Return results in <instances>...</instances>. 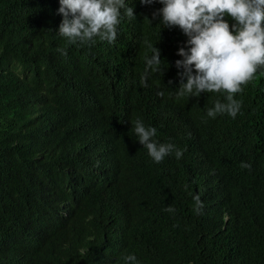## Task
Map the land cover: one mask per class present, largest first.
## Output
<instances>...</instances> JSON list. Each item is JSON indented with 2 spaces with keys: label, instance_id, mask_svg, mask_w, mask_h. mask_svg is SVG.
Instances as JSON below:
<instances>
[{
  "label": "trees",
  "instance_id": "1",
  "mask_svg": "<svg viewBox=\"0 0 264 264\" xmlns=\"http://www.w3.org/2000/svg\"><path fill=\"white\" fill-rule=\"evenodd\" d=\"M129 3L115 42L80 44L59 0H0V264H264V66L207 117L223 91L177 95L186 35ZM137 118L182 157L154 162Z\"/></svg>",
  "mask_w": 264,
  "mask_h": 264
},
{
  "label": "clouds",
  "instance_id": "2",
  "mask_svg": "<svg viewBox=\"0 0 264 264\" xmlns=\"http://www.w3.org/2000/svg\"><path fill=\"white\" fill-rule=\"evenodd\" d=\"M156 0H140L149 5ZM155 9L162 27L179 26L187 39L178 47L181 58L175 61L180 83L177 95L199 96L202 92L223 91L207 108V117L227 113L235 118L242 100L235 93L264 66V0H159ZM62 14L58 33L71 43L92 44L97 39L115 42L125 17H135L129 0H59L56 10ZM230 18V19H229ZM161 27V28H162ZM63 51V50H62ZM160 50L155 46L149 63L160 65ZM132 130L154 162L183 155L171 139L156 138L158 128L137 118ZM241 167L251 169L250 161ZM166 211L175 212L172 205ZM126 264H142L134 252L124 256Z\"/></svg>",
  "mask_w": 264,
  "mask_h": 264
}]
</instances>
